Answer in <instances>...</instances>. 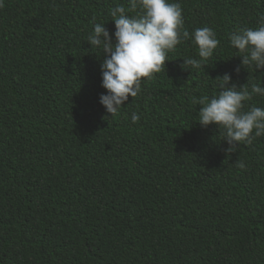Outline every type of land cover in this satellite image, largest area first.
Segmentation results:
<instances>
[{"label": "trees", "instance_id": "16d2710c", "mask_svg": "<svg viewBox=\"0 0 264 264\" xmlns=\"http://www.w3.org/2000/svg\"><path fill=\"white\" fill-rule=\"evenodd\" d=\"M167 2L192 38L112 117L107 57L88 37L105 25L115 45L111 10L142 9L0 0V264H264V136L228 156L225 130L199 124L225 75L252 94L244 113L264 110L252 93L264 70L244 68L230 39L264 25V0ZM204 28L219 41L208 61L194 43ZM188 59L208 67L185 71Z\"/></svg>", "mask_w": 264, "mask_h": 264}, {"label": "clouds", "instance_id": "9594fccd", "mask_svg": "<svg viewBox=\"0 0 264 264\" xmlns=\"http://www.w3.org/2000/svg\"><path fill=\"white\" fill-rule=\"evenodd\" d=\"M0 3V8H3ZM138 6L142 14L130 19L124 7L111 10L115 21L117 43L113 45L112 37L105 25L95 24L94 34L88 37L92 48L103 50L107 57L101 67L103 73V88L108 95L100 97L101 104L112 117L119 109L127 104L129 97L135 99L141 91V81L151 79L155 74L165 70L168 53L192 37L184 27L183 12L179 4H169L167 0H131V11H137ZM95 23V17H93ZM231 45L239 50L244 68L255 65L257 70H264V25L259 30L245 29L231 36ZM194 43L199 48V57L203 61L212 58L219 47L215 33L209 29H198L194 33ZM208 67L194 59L184 61L182 68L200 69ZM240 69H237L239 74ZM221 81L217 98L204 97L199 101L203 106L200 111V125L207 128L217 125L225 130V141L229 145L226 155L236 152L238 146L247 143L249 146L255 138L264 136V110L252 108L244 113L245 102L251 101L253 96L247 86L237 89L235 85L229 88L231 77L225 75ZM252 93L264 95V90L253 86ZM139 115L133 114L132 122H139ZM255 131V136L253 132ZM244 169L243 163H238Z\"/></svg>", "mask_w": 264, "mask_h": 264}]
</instances>
